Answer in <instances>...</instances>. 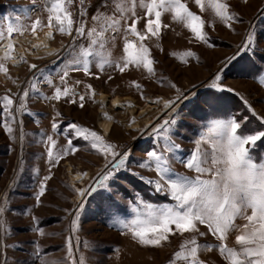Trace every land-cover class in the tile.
<instances>
[{"label":"rangeland","instance_id":"1","mask_svg":"<svg viewBox=\"0 0 264 264\" xmlns=\"http://www.w3.org/2000/svg\"><path fill=\"white\" fill-rule=\"evenodd\" d=\"M182 2L205 21L207 43L197 41L182 23L173 21L171 13H164L162 24L168 27L161 28L158 39L150 37L143 41L149 48L150 58L155 61L152 65L154 74L131 64L121 73L115 62L125 56L124 27L140 17L137 29L143 33L150 18L137 4L136 17L128 19L127 25L121 21L119 33L107 34L116 36L114 45L109 42L106 46L107 52L111 53L108 58L113 63L105 64L101 69L97 64L99 57H89L91 74L70 71L67 86L75 95L57 100L45 97L54 95V86L63 90L65 85L60 76L79 47L88 46V39L77 37L73 40L72 36L51 29L54 50L38 53L33 46L31 24L39 18L42 25H47L49 0H0V30L4 36L9 23L23 29L22 33H16L19 39L13 41L12 58L4 59L5 52L0 55V64L8 70L6 74L0 72V98L8 95L13 100L10 111L15 117L9 121L13 129L9 134L3 126L6 117L0 100V204L7 200L3 220L8 229L7 234L0 237V264H41V260L48 264H71L67 259L69 238L74 258L78 260L83 256L85 264H169L191 234L170 235L168 242L156 248L138 244L123 227V223H130L137 216L134 211L139 207L137 197L157 210L177 205L170 194L157 192L146 182L158 179L157 173L140 167L150 152H159L163 148V142L153 134V128L164 120L175 121L168 134L179 148L167 155L174 172L189 177L196 173L181 161L189 159L202 137L205 141L216 138L215 121L235 118L247 133L264 131V85L258 80L259 75L264 74V0H247V3L226 0L231 6L230 12L235 15L228 23L214 16L207 0L204 11L195 0ZM100 4L101 0H90L86 30L94 26L92 17L98 14ZM100 11L111 15L112 0ZM45 28L48 27H38L35 34ZM250 31L257 34L260 44L253 46L254 50L244 51L241 46ZM128 40L139 48L137 37L129 35ZM18 44L22 45L21 50L17 48ZM188 51L194 52L195 56L186 57L184 53ZM32 64L36 65L35 69L30 68ZM217 75L220 81H215ZM48 80L52 81L51 85ZM29 82L36 85V91L31 89ZM214 82L219 87H212ZM135 84L141 88L137 89ZM26 88L29 90L24 100L26 110L17 112ZM99 92L109 97L121 96L123 106L114 108L102 104ZM81 95L85 97L84 107H80ZM160 99L174 100L175 105L163 110ZM105 113L112 119L108 134L98 126L99 117ZM133 120L136 123H132ZM53 123L57 124L56 129H53ZM71 124L96 131L106 142L116 145L119 153H128L125 166L106 182L107 187L102 188L96 182L106 171V165L110 167L111 157L106 159L91 149L88 142L70 133ZM48 136L56 142L54 146L47 143ZM69 140L78 150L75 153L69 150L65 156L63 150L68 147ZM200 146L209 148L206 142ZM49 147L54 156L58 153L61 156L55 166L48 159ZM252 155L257 160L264 157V141H257ZM76 172L88 173L83 179L86 194L80 202L76 199L80 182L71 177ZM45 176L50 179L45 181ZM41 182L45 184V191L37 202ZM78 205L82 207L79 208L77 230L73 231L71 222L76 218ZM145 211L140 209L142 218H146ZM199 229L207 233L203 237L197 235L201 244L220 243L208 233L206 226L199 225ZM235 236V232L228 236L226 244L229 247H235ZM199 256L207 264H226L215 249L202 251ZM177 264L183 262L177 261Z\"/></svg>","mask_w":264,"mask_h":264},{"label":"snow or ice","instance_id":"2","mask_svg":"<svg viewBox=\"0 0 264 264\" xmlns=\"http://www.w3.org/2000/svg\"><path fill=\"white\" fill-rule=\"evenodd\" d=\"M244 2L247 3V0ZM195 3L201 11L205 10V0H195ZM49 4L47 25H42L40 19L37 18L31 24V30L34 34L38 27L46 26L49 29H55L61 35L72 36L73 40L77 37H86L89 43L87 47H79V51L63 70V74L60 76L61 83L65 85L63 90L54 86V95L50 98L45 97V99L58 100L62 96L75 95L73 89L67 86L66 78L69 77L70 71H84L86 75H90L89 65L92 61L89 57H99L97 64L101 69L104 68L105 64L111 65L113 63L108 58L111 53L107 52L106 46L109 42L114 45L116 36H108L107 34L109 32L119 33L122 28L121 21L127 25L128 19L136 17L135 8L137 4L140 8L145 9L146 17L150 18L147 19L143 33L137 29L140 17H136L130 25L124 27L125 44L123 51L125 56L115 62V67L121 73L131 64L137 68L142 67L150 75L154 74L152 65L155 61L150 58L149 48L143 41L150 37L158 39L161 28L168 27V25L162 24L164 13H171L173 21L182 23L194 34L197 41L208 42L207 33L204 31L205 21L199 15L194 14L182 0H112L113 11L111 15L100 11L101 8L109 6V0H101V4L97 8L98 14L92 17L94 26L87 30L85 24L87 8L91 6L90 0H49ZM73 4L78 5L79 19H74V14L71 11ZM207 5L221 22L228 23L235 19L234 13L230 12L231 6L226 0H207ZM117 13H119L118 16ZM22 31L21 26L11 23L7 25L8 37H12L13 33H22ZM46 35L51 37V31ZM129 35L138 38L140 41L139 48L128 40ZM3 38V31L0 30V40ZM259 44L257 34L250 31L241 47L244 51H250L254 50L253 46L259 47ZM13 50L14 44L9 42L4 59H11L10 53ZM73 51L75 52V49ZM105 52H107V56H105ZM184 55L193 57L195 53L188 51ZM30 68L35 69L36 65L32 64ZM7 71V68L0 64V72L6 74ZM109 79L112 77L110 76ZM220 79L219 75L215 77V81H220ZM258 80L260 84L264 85V74L259 75ZM47 82L52 84L51 80ZM29 83L31 89L36 91V85L32 82ZM76 83L79 84L80 81H76ZM88 87L91 88L90 85ZM135 87L140 89L141 85L135 84ZM212 87H219V85L214 82ZM28 95L29 90L26 88L20 97L17 112L26 110L24 100ZM179 98L180 96L177 97V99ZM79 99L81 101L80 107H84L82 102L85 97L81 95ZM0 100L3 102V112L6 117L3 126L11 134L13 129L9 121L15 119L10 111L13 100L8 95H4ZM72 102L75 103L76 101L73 100ZM245 103L247 102L245 101ZM164 104L166 108H173L175 101L168 100ZM105 115L107 116L106 113ZM132 123L135 121L133 120ZM174 123V120H164L158 127L153 128V134L163 142V148L159 152H150L148 159L141 163L140 167L151 169L157 173L158 179H149L146 182L153 185L155 191L170 194L177 201V205L174 208L157 210L137 197L139 207L134 209L137 211L136 218L130 223L121 222L127 234H130L132 239L140 245L156 248L162 247L164 243L168 242L170 235L176 233L191 234L181 244L180 249L174 253L169 264H177V261H182L183 264H207L206 261L200 259L199 254L202 251H212L213 249L218 251L226 264H264V157L257 160L252 155V148L256 146L257 141H264V131L247 133L243 130L242 123L235 118L215 121L216 138L205 141L202 137L201 140L197 141V147L189 159L181 161L187 169L196 173L195 176L189 177L175 173L168 159L167 153H174L179 148V145L175 144L168 134ZM52 127L56 129L58 126L53 123ZM70 133H74L75 137L88 142L91 149L101 153L106 159L111 157L109 160L110 167L106 165V171L100 175L96 182L102 188L107 187L106 182L112 178L116 171L125 166L128 153H119L116 150V145L106 142L96 131H91L77 124L70 125ZM20 139H23V134H21ZM202 142L208 143L209 148H202L200 146ZM47 143L54 146L56 142L52 136H48ZM69 150L72 153L78 150L72 145L71 140L68 141V147L63 150V155H68ZM47 155L49 162H54L53 166L59 163L61 156L59 153L54 156L51 147L48 148ZM117 157L119 158L117 159ZM48 179L50 177H44L45 181ZM91 190L93 189H89V191ZM44 191L45 184L41 182L36 196L37 202H39ZM77 191L80 196L86 194L85 190ZM6 204L7 200L0 204V237L8 232L6 222L3 220ZM80 207L82 205H78L76 218L71 222L73 231H76L78 227ZM140 209L146 210L144 213L146 218H142ZM238 220H242L243 223H237ZM199 225L206 226L208 233L220 243L201 244L197 240V235L203 237L207 233L201 232ZM38 231L44 235L42 230ZM233 232L236 233L235 247H229L226 240ZM0 246H2V241H0ZM36 252L37 254L40 252L39 246H37ZM67 259L71 264H85L83 256L79 257L78 260L74 258L71 238L68 240ZM41 264H48V262L41 260Z\"/></svg>","mask_w":264,"mask_h":264},{"label":"bare ground","instance_id":"3","mask_svg":"<svg viewBox=\"0 0 264 264\" xmlns=\"http://www.w3.org/2000/svg\"><path fill=\"white\" fill-rule=\"evenodd\" d=\"M50 31L52 33V30L51 29L45 28V29H43V31L39 32L38 34H34L32 36L33 37V44H34L33 46H35V48H36V50H37L38 53H43L44 54V53H49L50 51H53L54 50V47L51 44V40L53 38V34L51 35V37H49V36L46 35ZM17 36H15L13 38V41H16V40L19 39ZM45 45H47V46L45 47ZM17 48L19 50H21L22 49V45L18 44ZM33 53L36 54V51L35 52L33 51ZM13 58L15 59L16 58V55ZM98 98H100L102 104H104V105L109 104L110 106H112L114 108L121 107L124 104L123 103V100L124 99L121 96H117V95L112 96V97H109L107 94H105L103 92H99V97ZM151 101H154V100H151ZM159 101H161V99ZM165 101H168V100L162 99V101H161V104L164 107L163 110L171 109V108H166L165 107V104H164ZM129 112H130V110H129ZM146 122L148 123V120L147 119H146ZM98 126L103 131L104 134H108L110 132L111 128H112V119H111V117L108 116V115L107 116L106 115H103V116L99 117V119H98ZM78 174H79V176H78ZM87 176H88V173L87 172L85 174H83L81 172H76L74 174H71V177H72V180L73 181L80 182L79 183V186L77 187V190H85V186H84V182H83L84 180L83 179L86 178ZM85 192H86V190H85ZM84 196H80L79 193H78V191H76V199H77V201L80 202L84 198Z\"/></svg>","mask_w":264,"mask_h":264},{"label":"built area","instance_id":"4","mask_svg":"<svg viewBox=\"0 0 264 264\" xmlns=\"http://www.w3.org/2000/svg\"><path fill=\"white\" fill-rule=\"evenodd\" d=\"M71 11L74 14V19H79V14H78V5L73 4L71 7ZM75 27V25H74ZM74 35V33H73ZM16 36V33H13L12 37H8V35H5L2 40H0V54H3L4 52L7 51V44L9 42L13 43V38Z\"/></svg>","mask_w":264,"mask_h":264}]
</instances>
